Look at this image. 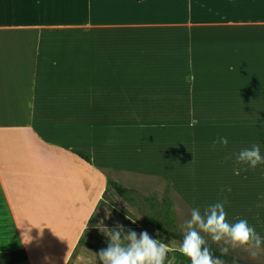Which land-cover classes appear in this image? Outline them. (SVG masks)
Returning a JSON list of instances; mask_svg holds the SVG:
<instances>
[{
  "label": "crops",
  "instance_id": "obj_1",
  "mask_svg": "<svg viewBox=\"0 0 264 264\" xmlns=\"http://www.w3.org/2000/svg\"><path fill=\"white\" fill-rule=\"evenodd\" d=\"M254 144L264 156V0H0V253L101 264L103 222L189 264L110 184L264 207V164L234 174Z\"/></svg>",
  "mask_w": 264,
  "mask_h": 264
},
{
  "label": "clouds",
  "instance_id": "obj_2",
  "mask_svg": "<svg viewBox=\"0 0 264 264\" xmlns=\"http://www.w3.org/2000/svg\"><path fill=\"white\" fill-rule=\"evenodd\" d=\"M195 123L197 121H192L190 126ZM217 145L227 147V137L214 139L213 150ZM235 163L236 175L240 174L241 168L244 171L254 170L258 165L264 164L260 146L254 144L251 148L241 149L236 154ZM225 203L226 201H218L206 205L203 209L194 207L191 209L190 218L181 225L182 240L178 251L189 264H227L226 260L213 255L212 245L218 246L221 257H227L237 250L248 252L252 259L259 254L264 240L246 219L238 218L235 222H229ZM84 227L86 228L87 224ZM96 227L106 235L108 241L107 247L96 254L101 264H165L168 253L173 250L171 244L152 238L147 231L139 234L132 230L125 232L122 225L109 230L103 226V222ZM39 232L42 236L43 230ZM23 236L28 244L32 242L28 232ZM168 264L172 262L169 261ZM232 264H237L235 258Z\"/></svg>",
  "mask_w": 264,
  "mask_h": 264
},
{
  "label": "rangeland",
  "instance_id": "obj_3",
  "mask_svg": "<svg viewBox=\"0 0 264 264\" xmlns=\"http://www.w3.org/2000/svg\"><path fill=\"white\" fill-rule=\"evenodd\" d=\"M132 186L134 187L137 185L134 184ZM138 191L140 196L149 199L147 206L144 207L145 209L143 211L148 212L152 203L161 205L165 198H169L174 203V212L176 214L178 226L180 228L183 222L190 218V212L192 208L188 206L180 197H178L174 191H172L170 185L163 178L146 179L145 182H142ZM108 199L136 220L142 223L144 222L143 211L138 207L130 205L129 203L122 202V200L118 198V195L113 190L109 192ZM225 210L229 222H235V220L238 218L246 219L249 225L253 226L255 231L261 236L262 240H264V207H232L226 208ZM174 243L179 247V242ZM233 254H236L255 264H264V244L261 245V250L255 259H252L249 256V253L243 250H237Z\"/></svg>",
  "mask_w": 264,
  "mask_h": 264
},
{
  "label": "trees",
  "instance_id": "obj_4",
  "mask_svg": "<svg viewBox=\"0 0 264 264\" xmlns=\"http://www.w3.org/2000/svg\"><path fill=\"white\" fill-rule=\"evenodd\" d=\"M111 190H113L119 198L128 201L130 205L138 207L142 211L149 201V199L140 196L138 191L126 188L119 182L110 184L105 194L106 198H108ZM143 221V224L147 228L167 240L179 243L182 240L181 228L178 226L177 217L174 212V203L169 198H165L161 205L152 203L148 212L143 211ZM209 243L211 242L209 241ZM212 247L214 249L213 255L217 258L226 260L227 264H232L233 258L236 259L237 264H255L233 253H230L227 257H221L218 246L212 245ZM28 259V253L24 249L10 253H0V264H23L26 263Z\"/></svg>",
  "mask_w": 264,
  "mask_h": 264
}]
</instances>
